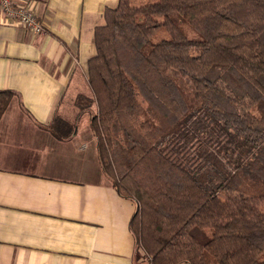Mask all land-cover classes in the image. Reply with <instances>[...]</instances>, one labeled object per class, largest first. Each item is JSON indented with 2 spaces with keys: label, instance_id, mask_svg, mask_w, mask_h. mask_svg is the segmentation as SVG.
I'll use <instances>...</instances> for the list:
<instances>
[{
  "label": "trees",
  "instance_id": "16d2710c",
  "mask_svg": "<svg viewBox=\"0 0 264 264\" xmlns=\"http://www.w3.org/2000/svg\"><path fill=\"white\" fill-rule=\"evenodd\" d=\"M105 21L87 109L137 204L134 264H264V0H119Z\"/></svg>",
  "mask_w": 264,
  "mask_h": 264
},
{
  "label": "crops",
  "instance_id": "0c3cea01",
  "mask_svg": "<svg viewBox=\"0 0 264 264\" xmlns=\"http://www.w3.org/2000/svg\"><path fill=\"white\" fill-rule=\"evenodd\" d=\"M118 4L43 0L38 36L0 22V91L15 93L0 121V264H134L137 204L102 171L87 109L95 29Z\"/></svg>",
  "mask_w": 264,
  "mask_h": 264
},
{
  "label": "built area",
  "instance_id": "2783aa9c",
  "mask_svg": "<svg viewBox=\"0 0 264 264\" xmlns=\"http://www.w3.org/2000/svg\"><path fill=\"white\" fill-rule=\"evenodd\" d=\"M43 0H0V22L6 25H18L33 35L45 33L44 25L39 17L38 4Z\"/></svg>",
  "mask_w": 264,
  "mask_h": 264
},
{
  "label": "rangeland",
  "instance_id": "374dc122",
  "mask_svg": "<svg viewBox=\"0 0 264 264\" xmlns=\"http://www.w3.org/2000/svg\"><path fill=\"white\" fill-rule=\"evenodd\" d=\"M183 28H184V30H185L187 33L191 32L190 28H189L187 25H183ZM167 38H168V34H167L166 32H164V31H162V32L158 33L157 36H156L155 38H153V42H159V41H161L162 39H167ZM95 110H96V109H95ZM210 252H211L212 254H214V252H213L212 250H210Z\"/></svg>",
  "mask_w": 264,
  "mask_h": 264
}]
</instances>
